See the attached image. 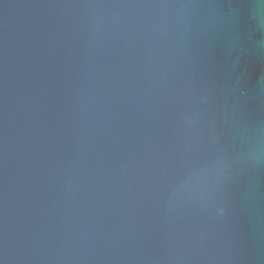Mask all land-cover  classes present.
Masks as SVG:
<instances>
[{
  "label": "water",
  "instance_id": "water-1",
  "mask_svg": "<svg viewBox=\"0 0 264 264\" xmlns=\"http://www.w3.org/2000/svg\"><path fill=\"white\" fill-rule=\"evenodd\" d=\"M0 264H264V0H0Z\"/></svg>",
  "mask_w": 264,
  "mask_h": 264
}]
</instances>
